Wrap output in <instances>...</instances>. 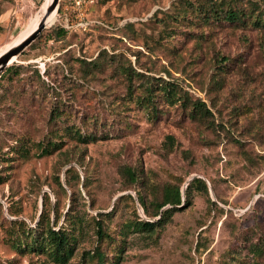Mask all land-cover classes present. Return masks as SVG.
<instances>
[{
	"label": "rangeland",
	"instance_id": "1",
	"mask_svg": "<svg viewBox=\"0 0 264 264\" xmlns=\"http://www.w3.org/2000/svg\"><path fill=\"white\" fill-rule=\"evenodd\" d=\"M202 1L93 0L86 19L103 24L66 29L64 41L54 36L58 2L18 66L3 69L0 264H56L45 253H19L6 229L8 219L33 225L44 194L51 223L80 219L66 264H96L83 258L96 244L95 216L114 240L100 246L106 262L120 253L114 264H264V28L204 17ZM51 2L0 0V54L37 27ZM198 98L207 119L191 113ZM70 130L96 140L78 142ZM18 137L58 139L60 149L7 152ZM123 165L141 178L130 183ZM193 177L207 191L192 187L190 203L150 231L127 230L147 218L136 191L149 204L163 184L184 191Z\"/></svg>",
	"mask_w": 264,
	"mask_h": 264
},
{
	"label": "trees",
	"instance_id": "2",
	"mask_svg": "<svg viewBox=\"0 0 264 264\" xmlns=\"http://www.w3.org/2000/svg\"><path fill=\"white\" fill-rule=\"evenodd\" d=\"M198 13L204 17H210L218 19L226 23L244 24V22H252L259 28H264V8L262 3H257L256 0H248L245 5L240 6L238 0H203L197 5ZM61 18V17H60ZM94 24H103L101 21H95ZM66 29L60 24L56 25L54 30V36L61 38L62 41L66 38ZM21 54V53H20ZM223 65L222 63L220 64ZM18 66V64L12 62L7 69ZM3 71V72H4ZM2 72V73H3ZM130 77V76H128ZM162 93L168 97H175L174 88H162ZM149 95V94H148ZM150 101V97H147V103ZM191 113L195 114L193 117L200 119H207L212 116L211 111L201 98L196 99L191 103ZM55 112H51L53 115ZM4 128V123L0 121V131ZM74 135V138L78 142L89 143L96 140V137L92 134L83 135L79 130H70ZM2 132H4L2 130ZM0 132V134L2 133ZM169 143H173V138L167 136ZM60 140L50 139L46 142L38 141L36 144L31 143L29 140L18 137L15 143L8 145L7 152L14 151L19 153L21 157L27 158L31 153V147L35 146L41 150V154H50L55 150L60 149ZM72 167L67 169L71 172ZM75 172L76 179H79V174ZM119 172L130 183L137 182L142 174L130 166L123 165L119 168ZM4 182V181H2ZM201 188L207 191V185L205 180L200 177H193L189 180L184 191L181 190L180 184L166 183L157 188L159 194L154 195L151 202L148 204L145 195L136 191L137 202L143 210L146 219H136L128 222L126 225L127 230L133 231H150L156 226L165 223L172 213L179 209V206L184 207L190 203V189ZM183 194L185 195V203H183ZM48 195L44 194L43 209L33 225H29L23 219H8L6 229L10 230L11 243L19 251V253H32L40 254L45 253L56 264H66L70 258L74 255L78 244L77 228L80 219L76 214L70 213L65 216L63 222L58 224V219L51 223L48 211L46 210V201ZM155 216H159L156 220H152ZM93 230L95 234V246L92 251H86L83 253V258L90 255L91 258L96 259V264H114L119 257L120 253L106 262V255L101 250L100 246L106 241H114L111 234L105 230L101 220L98 217H92ZM119 248V247H118ZM121 250V248H119ZM123 250V249H122ZM261 253V251H260Z\"/></svg>",
	"mask_w": 264,
	"mask_h": 264
},
{
	"label": "built area",
	"instance_id": "3",
	"mask_svg": "<svg viewBox=\"0 0 264 264\" xmlns=\"http://www.w3.org/2000/svg\"><path fill=\"white\" fill-rule=\"evenodd\" d=\"M59 3L63 6L62 26L65 29L85 30L90 26L93 20L86 19V12L93 0H59Z\"/></svg>",
	"mask_w": 264,
	"mask_h": 264
},
{
	"label": "water",
	"instance_id": "4",
	"mask_svg": "<svg viewBox=\"0 0 264 264\" xmlns=\"http://www.w3.org/2000/svg\"><path fill=\"white\" fill-rule=\"evenodd\" d=\"M58 2L59 0H52V2L46 7L45 14L41 18L37 27L18 44L7 48L0 54V73L5 67L9 65L11 59L13 57L18 56L25 49V47H27L31 43V41L36 38L38 33L45 27V19L47 15L54 9H56V6H58Z\"/></svg>",
	"mask_w": 264,
	"mask_h": 264
},
{
	"label": "bare ground",
	"instance_id": "5",
	"mask_svg": "<svg viewBox=\"0 0 264 264\" xmlns=\"http://www.w3.org/2000/svg\"><path fill=\"white\" fill-rule=\"evenodd\" d=\"M55 12V10H53L52 12H50L48 15H47V17H46V19H45V25H49V20H50V17L52 16V14ZM14 61H17V56L16 57H13L12 59H11V61L9 62V64H11L12 62H14Z\"/></svg>",
	"mask_w": 264,
	"mask_h": 264
}]
</instances>
